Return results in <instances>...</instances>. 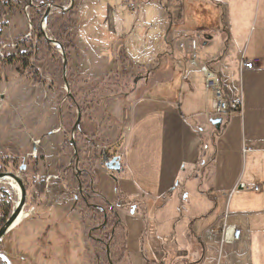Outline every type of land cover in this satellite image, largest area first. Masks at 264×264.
<instances>
[{
    "label": "crops",
    "instance_id": "crops-1",
    "mask_svg": "<svg viewBox=\"0 0 264 264\" xmlns=\"http://www.w3.org/2000/svg\"><path fill=\"white\" fill-rule=\"evenodd\" d=\"M72 1L75 4L77 0ZM182 3L183 8L170 16L174 23L167 31L162 53H157L154 61L138 64L143 74L124 94L119 129L104 133L102 162L99 155L93 160L87 156L90 186L113 206L119 218V225L110 231L111 240L120 236V251L124 252L115 264H264V0ZM72 11L76 18L78 11ZM107 20L117 32L116 15L110 12ZM120 34L112 45L87 49L75 31L74 63L79 69L83 63L99 60L107 67L126 65L130 59L121 28ZM193 56L195 66L190 63ZM242 60L255 61V67L241 69ZM202 66L215 72L227 101L242 102L241 113L223 120L219 131L210 124L215 118V97L204 88ZM77 79L92 85L101 76L79 70ZM168 84L148 95L155 87ZM90 91L79 89L77 93ZM93 125L81 114L76 130L84 128L96 136L97 126ZM46 152L45 148L41 159L48 174L53 170ZM60 153L55 157L56 173L63 169ZM77 156L73 160L80 164ZM114 157L120 158V190L126 197L118 204L125 209L108 200L94 173L105 167V158L110 161ZM47 174L42 177L45 187L41 194H36L33 185L25 188L31 209L50 206L66 190L62 184H46L55 176ZM255 186L257 191L249 189ZM175 188L179 189L176 194ZM168 204L172 208L164 213ZM126 213H137L143 224L140 218L127 220ZM130 220L135 233L127 242L125 225H130ZM224 225L228 227L225 238ZM233 228L241 232L235 243L231 241Z\"/></svg>",
    "mask_w": 264,
    "mask_h": 264
},
{
    "label": "rangeland",
    "instance_id": "rangeland-1",
    "mask_svg": "<svg viewBox=\"0 0 264 264\" xmlns=\"http://www.w3.org/2000/svg\"><path fill=\"white\" fill-rule=\"evenodd\" d=\"M31 1L35 7L26 9L15 5L14 11L7 10L5 27L2 29L0 52L7 57V62L0 69V158L8 161L7 172L18 175L24 186L27 181L29 190L33 179L37 181L47 174L44 158L41 159L46 148L49 151V167L53 170L48 174L55 175L46 184H62L66 190L62 191L63 196L55 197L48 207L40 205L31 209L28 207L29 197L26 199L23 216L29 218L4 236L0 242V258L5 264H115L122 249L121 238L118 236L117 241H107L110 230L98 231V226L103 224L102 219L95 221L93 211L82 203L81 195L84 192L79 190L72 176L76 169L87 167V156L93 160L99 159V155L102 162L101 142L107 139L104 133L108 134L116 127L119 129L127 96L124 94L135 87L138 77L143 74L138 71V64L154 61L162 53L167 31L174 23L170 16L173 11L182 9L183 3L182 0H77L75 4L72 0L49 2L54 7L66 6L60 11H78L77 17L71 18L73 24L69 25L58 13L59 10L47 9L46 0ZM28 3L30 5V1ZM38 6L43 7L40 20L42 17L46 20L39 23L48 44L42 40L35 50L31 42L25 39L31 32L27 15L30 14L33 21ZM110 12L118 19L117 32L112 30L107 20ZM120 28L125 35L122 37L125 54L131 63H115L107 67L105 61L99 60L83 63L80 69L77 67L73 58L75 31L84 48L88 49L112 45L121 35ZM67 34H70V39ZM63 55L67 59L65 72ZM91 64L96 71L91 70ZM79 70L84 74L97 73L101 80L87 85L85 80L77 79ZM168 86H157L148 95L152 96L153 92ZM142 87L146 88V82ZM79 89L91 91L78 95ZM77 111L87 121L94 122L93 126H97L94 134L98 132L93 136L83 128V131L76 130L74 133L80 164L74 162L70 144ZM33 146L37 152L33 151ZM62 150L63 169L56 173L55 157ZM22 165L25 166L24 171H20ZM102 170H95L96 179L108 200L117 205L122 198H126L120 190L122 172L108 171L105 167ZM0 185V196L9 197L14 208L17 194L15 196L7 181H1ZM139 188L143 189V186L139 184ZM178 190L175 188L174 194ZM97 202L106 209L103 203ZM171 208V204H168L162 210L165 213ZM126 217L127 220L140 218V224H143V218L137 213L135 216L126 213ZM156 219L159 221L158 216ZM37 220L41 221L34 225ZM130 221V225H125L127 242L135 233V226Z\"/></svg>",
    "mask_w": 264,
    "mask_h": 264
},
{
    "label": "trees",
    "instance_id": "trees-1",
    "mask_svg": "<svg viewBox=\"0 0 264 264\" xmlns=\"http://www.w3.org/2000/svg\"><path fill=\"white\" fill-rule=\"evenodd\" d=\"M27 4H28L27 0H0V50L2 47V43H1L2 29L3 27H5V15H6L7 10L14 11L15 5H19L20 7H25ZM37 9L38 10H37L36 18L33 19L32 21L34 23L32 24V30L30 32V36L25 39V41L31 42V46H33L35 50H37L38 44L42 40L44 41V44H48L47 40L44 39V34L41 30V26L39 23L40 16L43 13V10H42L43 7L38 6ZM58 13L61 14L63 19L67 20L66 21L67 24L69 25L73 24L71 21L72 16H74L72 9H69L66 11H60ZM64 31L65 30H63V32ZM67 37L70 39V34H67ZM70 42L72 43V41ZM6 62H7V57L0 58V69L3 68L4 63ZM8 62L10 63L11 59H9ZM71 107L73 108L74 106H71ZM62 153H63V150L61 151L60 155H62ZM108 155L109 154L107 153L106 157ZM60 161H63V158H61ZM8 166H9L8 161L0 158V173L7 172L6 169L8 168ZM72 179L75 183H77V185L81 187V190L84 192V194L81 195V201L82 203L87 205L91 209V211H93L92 213H94L95 215L94 220L96 221L98 218L102 219V223H103L102 225H105V226L104 227H102V225H100V227L98 226V231H104V229H109L110 231L111 230L114 231L120 223L117 212L115 211L113 206H111L103 197H101L91 188L90 186V182H91L90 167L87 166V167L76 169V172L75 174H73ZM32 184L35 187V191L37 195L43 192L44 187H45L44 179H39L37 181L33 179ZM25 186L26 187L28 186L27 181L25 183ZM0 188H1V185H0ZM87 192H90V193H87ZM97 201H100L101 203H103L106 209H104V207L101 206ZM115 206L121 207V208L124 207L120 204H117ZM12 209H13V206L10 203V198L9 197L7 198L5 196H0V228L2 227V225L5 223V221L9 217ZM111 239H113V233H109V235L107 236V241H110ZM123 252H124V249L121 251V253ZM121 253L117 255V261H119L122 258ZM0 264H5V262L1 258H0Z\"/></svg>",
    "mask_w": 264,
    "mask_h": 264
},
{
    "label": "built area",
    "instance_id": "built-area-1",
    "mask_svg": "<svg viewBox=\"0 0 264 264\" xmlns=\"http://www.w3.org/2000/svg\"><path fill=\"white\" fill-rule=\"evenodd\" d=\"M28 2L30 1V5L29 3L25 6L26 9H30L31 6L33 7L34 4L32 3L31 0H27ZM45 5L47 6L48 10H52V11H56V10H61V9H66V6L60 7V6H56L54 7V5H51V3H45ZM35 7V6H34ZM129 8L131 9L132 7L129 6ZM63 11V10H62ZM28 14V13H27ZM28 20L30 21V25H29V29L32 30V20L30 18V14L27 15ZM41 20H46L42 17ZM40 20V22H41ZM43 22V21H42ZM41 22V23H42ZM40 26H42L40 24ZM42 30V27H41ZM43 32V30H42ZM30 36V34H29ZM28 36V37H29ZM0 57L3 58V54L0 52ZM195 57L193 56V58L191 59L190 63L192 65L195 66ZM255 67V61H251V62H247L242 60L240 62V68L241 69H247V70H252ZM201 73L203 74L204 77V88L207 91H213L214 93V97H215V113H214V117H221L223 120H225L226 118H228L232 113L234 112H238L241 113V109H242V102L241 100L237 101V102H229L224 98L220 83H219V79L217 77V75L215 74L214 71H212L211 69L207 68L206 66H202L200 68ZM70 139L74 140V133H71L70 135ZM109 159H104V164L106 162H108ZM250 190L253 191H257L258 187L255 186L253 188H249ZM228 227H225L224 225V229L222 231V236H224V234H226ZM240 230L233 228L232 229V238L231 241L233 243L238 242L239 238H240ZM225 238V236H224Z\"/></svg>",
    "mask_w": 264,
    "mask_h": 264
},
{
    "label": "water",
    "instance_id": "water-1",
    "mask_svg": "<svg viewBox=\"0 0 264 264\" xmlns=\"http://www.w3.org/2000/svg\"><path fill=\"white\" fill-rule=\"evenodd\" d=\"M48 13H49V11L47 10L46 14H48ZM66 65H67V59H66L65 55H63V70H64V72H65ZM77 112H78L77 113V119H76V122L72 128V133H74L76 131L77 127L80 124V120H81V113L79 111H77ZM210 124L214 127V129L216 131H219L221 129L222 124H223V119L221 117L212 118L210 120ZM70 144L72 146V149L74 150V155L77 156V147L74 143V140H71ZM104 165H105L106 170H108V171L120 172V170H121V163H120L119 157L112 158L110 161L106 162ZM24 170H25V166L22 165L20 167V171H24ZM6 177L12 179L19 186L20 196H19L18 200L16 201V204H15L13 210L11 211L9 217L7 218L5 223L0 228V242L3 240L4 236L9 231H11V229H13V225H14L15 221L23 213V208L25 207V201H26V189H25V186H24L22 180L20 179V177L14 173H9V172L0 173V182L3 181Z\"/></svg>",
    "mask_w": 264,
    "mask_h": 264
},
{
    "label": "bare ground",
    "instance_id": "bare-ground-1",
    "mask_svg": "<svg viewBox=\"0 0 264 264\" xmlns=\"http://www.w3.org/2000/svg\"><path fill=\"white\" fill-rule=\"evenodd\" d=\"M3 181H7L9 183V185L11 186L12 190H14V194H17V197L19 198L20 196V188L19 186L10 178H5ZM15 194V196H16ZM17 201V200H16ZM24 218L23 213L17 218V220L15 221L13 228Z\"/></svg>",
    "mask_w": 264,
    "mask_h": 264
}]
</instances>
